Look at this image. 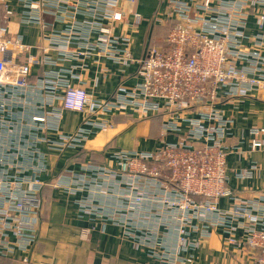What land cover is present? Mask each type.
I'll list each match as a JSON object with an SVG mask.
<instances>
[{"label": "built area", "instance_id": "built-area-1", "mask_svg": "<svg viewBox=\"0 0 264 264\" xmlns=\"http://www.w3.org/2000/svg\"><path fill=\"white\" fill-rule=\"evenodd\" d=\"M7 1L20 11L6 7ZM136 1L0 0V258L18 254L29 264L48 150L75 147L90 128H111L114 117L125 114L142 121L160 115V144L116 153L115 170L92 168L106 181L125 179L118 194L122 208L107 218L128 236L139 232L158 264L192 262V252L215 229L226 244L243 243L264 264V193L243 199L228 188L226 158L242 151L227 144L233 119L219 107L264 90V0H162L148 20L168 27L162 44L144 40L142 56L134 59L132 34L143 17L125 3ZM12 17L37 28L33 44L9 29ZM251 18L254 31L248 32ZM92 57L123 67L136 63L140 81H121L101 99L77 71L84 72ZM34 66L40 75L33 76ZM64 110L83 113L90 128L63 133ZM249 134L248 151L264 150V127H251ZM223 198L232 200L227 209L219 206ZM146 213L155 215L156 227L139 229L134 222ZM160 226L175 228V247L166 246Z\"/></svg>", "mask_w": 264, "mask_h": 264}, {"label": "crops", "instance_id": "crops-1", "mask_svg": "<svg viewBox=\"0 0 264 264\" xmlns=\"http://www.w3.org/2000/svg\"><path fill=\"white\" fill-rule=\"evenodd\" d=\"M6 7L20 11L15 1H7ZM125 7L129 11H138L143 17L138 32L132 34L131 54L138 59L143 54L144 40L159 45L158 27L149 24L148 20L162 9L163 3L162 0H137L136 3H125ZM3 8L0 7L1 16ZM8 24L9 29L20 34L25 43L31 45L35 42L37 28L19 23L16 17H12ZM253 31L254 20L251 18L248 32ZM94 59L89 60L84 72L77 71L83 74L88 91L101 99L112 95L121 81L129 86L140 81L136 75V63L123 67L102 57L99 61ZM41 72L37 66L32 69L33 76ZM219 107L225 117L233 119L227 144L240 147L242 151L230 153L226 158L227 186L236 196L253 199L264 193V150L248 151L249 129L264 127V90L221 103ZM83 117V113L78 111L64 110L59 121L60 130L72 134L81 128H90L83 123ZM114 121V126L105 130L90 128L88 136L75 147L61 152L48 150L47 161L39 175L45 184L38 191L41 199L38 238L28 253L29 264H158L149 255V247L142 245V238L137 235L139 232L128 236L120 223L107 218L115 209L122 208L123 199L118 194L122 193L125 179L117 175L106 181L104 175L95 173L92 168L97 167L101 171V168L110 167L115 170L118 168L116 153L157 148L162 117L142 121L135 116L117 114ZM173 139L168 137V140ZM40 149L45 151L42 147ZM254 164L257 169L252 171L250 167ZM231 202L223 198L219 206L227 209ZM84 203H89L86 205L89 208H85ZM134 223L139 225V229H152L156 227L157 219L155 215L146 213L142 217L139 215ZM159 230L166 246L175 247V228L170 227L166 232L167 229L160 226ZM241 233L238 230L237 237ZM84 234L86 237L83 238ZM192 253L194 260L187 264H258L257 253L243 243L239 248L226 244V235L220 229H215ZM16 258H0V264H25Z\"/></svg>", "mask_w": 264, "mask_h": 264}, {"label": "trees", "instance_id": "trees-1", "mask_svg": "<svg viewBox=\"0 0 264 264\" xmlns=\"http://www.w3.org/2000/svg\"><path fill=\"white\" fill-rule=\"evenodd\" d=\"M157 27H158V30H159V37H160V40H159L158 43H159V45H161L162 44V39H163L168 27L163 26V25H157ZM153 36L155 37V35H153ZM150 118L153 119V120H157V119H160V115H154V116H152ZM40 209H41V205H40ZM40 209H39V216H40Z\"/></svg>", "mask_w": 264, "mask_h": 264}]
</instances>
